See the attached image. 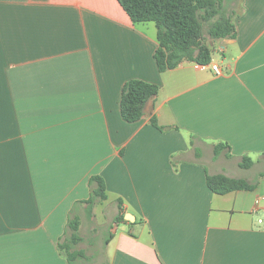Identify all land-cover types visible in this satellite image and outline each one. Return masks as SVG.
<instances>
[{
    "label": "crops",
    "instance_id": "crops-1",
    "mask_svg": "<svg viewBox=\"0 0 264 264\" xmlns=\"http://www.w3.org/2000/svg\"><path fill=\"white\" fill-rule=\"evenodd\" d=\"M235 1L209 64L160 72L155 23L118 0H0V264H69L74 217L79 242L107 231L100 264H264V0ZM131 79L159 85L135 122ZM206 172L256 185L215 193ZM92 175L107 198L89 212Z\"/></svg>",
    "mask_w": 264,
    "mask_h": 264
},
{
    "label": "trees",
    "instance_id": "trees-1",
    "mask_svg": "<svg viewBox=\"0 0 264 264\" xmlns=\"http://www.w3.org/2000/svg\"><path fill=\"white\" fill-rule=\"evenodd\" d=\"M122 8L133 22L153 21L156 25V39L158 46L154 58L160 72L176 67L180 62L194 61L202 65L212 60L211 47L203 42V24L208 25L207 33L212 39L234 37L236 27L230 14L226 13L224 0H118ZM159 85L141 79H131L124 83L120 98V112L127 122L138 121L144 114L148 101L154 100ZM150 122L160 130L165 128L157 123L154 116ZM226 147L223 144L214 145V155L217 156ZM252 160L243 156L239 162L242 168H250ZM264 178V173L261 174ZM206 184L215 193L224 194L234 190H248L255 187V183L244 178H233L224 174H209L206 172ZM90 196L84 201L91 212L96 201L107 198L104 179L99 175L89 178ZM122 200H118L119 213L115 221L124 219L121 212ZM70 235L58 243L59 249L64 251L68 263L76 258L84 257V251L73 249L79 243V219L69 220ZM108 239H106V242Z\"/></svg>",
    "mask_w": 264,
    "mask_h": 264
},
{
    "label": "rangeland",
    "instance_id": "rangeland-1",
    "mask_svg": "<svg viewBox=\"0 0 264 264\" xmlns=\"http://www.w3.org/2000/svg\"><path fill=\"white\" fill-rule=\"evenodd\" d=\"M233 2V3H232ZM234 2H236L235 0H225V12L230 14V16L232 17L233 14L232 12H236L237 11V6L234 4ZM207 28L208 25L206 23L203 24V42L208 44L209 46H213L216 42L215 39H212L209 37L208 33H207ZM215 48H217L214 51V55L215 58L218 59V44L215 45ZM252 177L254 175H247V177ZM109 206H104L101 209V212H103V214L105 215H110L109 213ZM90 215V214H89ZM104 226H99L98 233L95 236H92L91 234H89L87 232V229L82 231L83 234V241L79 242L76 245H73L72 248L73 249H81L84 251L85 253V258L84 257H79L77 263L75 264H100L103 263V260H97V256L99 254H101V251H103L104 248V238L106 237V233L107 231L105 229H103ZM67 239V238H66ZM87 253V255H86ZM93 257V259H91Z\"/></svg>",
    "mask_w": 264,
    "mask_h": 264
},
{
    "label": "built area",
    "instance_id": "built-area-1",
    "mask_svg": "<svg viewBox=\"0 0 264 264\" xmlns=\"http://www.w3.org/2000/svg\"><path fill=\"white\" fill-rule=\"evenodd\" d=\"M211 67H212V70H213L216 74L220 75V74L222 73L221 68H220L217 64H212ZM263 200H264V196H261V197L257 198L256 203L258 204V203H260V202L263 201ZM263 209H264V208H263ZM258 222H259V223L262 222V219H258Z\"/></svg>",
    "mask_w": 264,
    "mask_h": 264
},
{
    "label": "water",
    "instance_id": "water-1",
    "mask_svg": "<svg viewBox=\"0 0 264 264\" xmlns=\"http://www.w3.org/2000/svg\"><path fill=\"white\" fill-rule=\"evenodd\" d=\"M125 218H126V219H129V220H134V217H133L132 215H130V214H127V215L125 216Z\"/></svg>",
    "mask_w": 264,
    "mask_h": 264
}]
</instances>
